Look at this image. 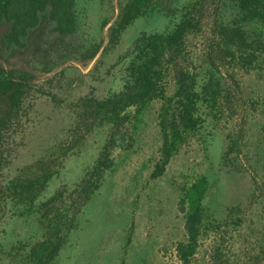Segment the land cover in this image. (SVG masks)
Returning a JSON list of instances; mask_svg holds the SVG:
<instances>
[{
    "label": "trees",
    "instance_id": "16d2710c",
    "mask_svg": "<svg viewBox=\"0 0 264 264\" xmlns=\"http://www.w3.org/2000/svg\"><path fill=\"white\" fill-rule=\"evenodd\" d=\"M149 2L0 0V226L6 229L15 218L35 214L40 233L37 241L13 245L8 264H54L63 250L77 244L87 208L118 166L114 154L134 150L138 128L134 120L156 99L166 102L159 122L160 161L152 179L165 175L185 134L214 143L219 164L229 173L240 172L244 166L240 156L247 107L243 97L236 99L237 94L241 95L236 73L251 72L263 61L264 0H187L176 4L159 28L142 32L118 58L113 86L105 98L87 99L92 129L103 130L105 141L96 160L77 182L50 190L62 172L45 159L33 164L26 177L6 182L1 179L8 164V142L19 126L26 102L47 93L39 83L40 73L51 74L69 61H93L103 49L106 29L108 49L115 48L123 34L145 16ZM94 9L104 12L96 29L86 19ZM227 10L237 14L225 23L221 15ZM210 18L207 63L195 72L186 71L181 60L187 37L202 32ZM78 33H86L80 46L70 40ZM18 57L20 61L15 62ZM168 73L175 75L177 85L169 98L162 86ZM228 111L230 116L239 115L241 122L239 131L226 136L228 145L224 150L218 128ZM207 191L208 181L202 178L183 201L188 210L183 207L186 240L176 247L180 264H192L198 252L206 221L203 200Z\"/></svg>",
    "mask_w": 264,
    "mask_h": 264
},
{
    "label": "rangeland",
    "instance_id": "374dc122",
    "mask_svg": "<svg viewBox=\"0 0 264 264\" xmlns=\"http://www.w3.org/2000/svg\"><path fill=\"white\" fill-rule=\"evenodd\" d=\"M185 1L150 0L145 16L123 34L115 48L108 49L106 29L103 49L93 61H69L51 74L40 73L39 83L47 93L26 102L19 126L8 142V164L1 179L6 182L26 177L33 164L45 159L62 172L50 190L77 182L105 141L103 130L92 129L87 99L105 98L113 86L118 58L142 32L159 28L175 5ZM103 13L100 9L90 13L86 18L90 27L96 29ZM236 14L227 10L221 21L228 23ZM211 21L202 32L187 37L181 60L186 71L195 72L206 65ZM85 34L78 33L70 40L80 46ZM236 76L241 85V95L236 99L243 97L247 107L240 172L229 173L219 164L214 143L185 134L165 175L152 179L160 161L159 122L166 102L156 99L134 120L138 127L134 150L114 154L118 166L87 208L77 244L63 250L54 264H180L176 247L186 240L183 207L188 210L183 201L202 178L208 181L203 200L206 221L192 264H264V58L255 70H240ZM162 86L166 97H172L177 89L175 75L168 73ZM229 113L223 115L218 128L224 150L226 136L239 131L241 122L239 115ZM36 220L34 214L15 218L6 229L0 226V264L10 262L8 252L13 245L39 239Z\"/></svg>",
    "mask_w": 264,
    "mask_h": 264
}]
</instances>
